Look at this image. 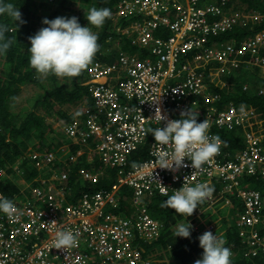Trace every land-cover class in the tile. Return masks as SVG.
<instances>
[{
    "label": "built area",
    "instance_id": "built-area-1",
    "mask_svg": "<svg viewBox=\"0 0 264 264\" xmlns=\"http://www.w3.org/2000/svg\"><path fill=\"white\" fill-rule=\"evenodd\" d=\"M225 3L222 0L219 6H205L200 0L119 1V17L135 13L144 16L130 26H118L127 38L138 43L139 50L134 55L121 51L113 63L94 61L84 82L93 107H88L87 100L81 103L74 109V119L62 127L69 146L79 145L71 152L69 163L82 155H86L88 163L96 159L100 162L97 170L79 168L84 180L96 184L108 167L114 169L116 180L109 187L76 196L71 187L63 185L67 172L62 171L59 177L36 178V184L28 190L30 194H24L27 201L14 202L18 213L12 217L0 213V264H153L152 253L138 243V239L153 242L160 232L159 221L149 214L145 198L155 193L173 194L183 184L211 183L217 176V183H224V188L217 196L211 192L208 204L199 212H217L215 201L226 192L236 193L243 203L236 222L243 240L249 241L246 255L264 254V235L257 232L264 193L256 187L245 186L243 190L238 181L246 161L222 163L217 160L222 153L219 148L217 156L199 169L192 168L187 158L186 166L176 171L161 168L156 154L171 151V146L162 148L150 132L165 126L168 120L180 118L178 113L183 110L194 111L201 99L216 102L219 94L207 93V66L210 81L223 84L220 77L230 68L226 65L241 66L244 54L263 43L261 31L238 46L223 49L219 38L222 32L231 30L236 23L246 26L251 19H261L259 13L251 10L226 14L222 12ZM181 54L188 55L185 61ZM254 64L264 72V58L259 57ZM216 109L213 106L206 113L209 127L212 123L244 124L251 114L243 106L230 105L229 111L219 113ZM208 134L219 146L222 144L217 133ZM261 137L263 131L246 134L247 141L254 143L252 153H243L244 159L255 162L249 166L251 170L264 166V151L255 147ZM145 145L152 160L142 165L140 159L133 163L130 155ZM69 146L68 142L62 145L63 155ZM57 151H32L30 157L37 168L52 169L51 163L62 160ZM126 189L134 191L135 215L119 210L120 193ZM200 218L204 220L202 215ZM202 229L209 231V226L204 224ZM58 231L78 234L77 246L66 251L53 247Z\"/></svg>",
    "mask_w": 264,
    "mask_h": 264
},
{
    "label": "trees",
    "instance_id": "trees-1",
    "mask_svg": "<svg viewBox=\"0 0 264 264\" xmlns=\"http://www.w3.org/2000/svg\"><path fill=\"white\" fill-rule=\"evenodd\" d=\"M120 0H9L22 14L24 23L15 21L7 15L0 16V24L8 26L6 38H11V47L6 55L0 57V191L13 202L22 203L27 201L24 194L32 185H35L36 178L46 176L47 178L59 177L62 171L67 172V178L63 185L71 187L76 196L84 191L97 190L109 187L116 180L115 171L107 168L105 174L96 184L84 180L79 173L80 167L87 170L100 167L96 159L94 163H88L86 155L74 163L68 160L71 152L79 148V145L72 144L63 132V125L74 119V107L86 103L92 108L93 103L87 85L84 82L89 76V68L94 61L113 63L117 61L118 52L126 50L136 54L139 50L138 43L132 39L123 37L118 26H130L132 21L142 19L143 14L135 13L127 16L117 14ZM222 0H202L203 4L220 5ZM92 7L110 9V17L105 19L101 27L89 25L98 34V51L88 66L75 77H58L49 74L42 77L30 65L29 37L34 35L41 27L43 18L49 19L57 16H76L82 26L88 24L86 14ZM223 8L226 14H241V10H251L259 13L261 19H251L246 26L234 24L233 28L222 33L220 44L222 47L227 44L238 46L242 41L258 32L264 31V0H226ZM252 51L244 54V64L239 67L226 65L230 68L220 79L223 84L215 85L210 81L211 75L207 66L208 92L219 94L216 102L201 103L195 108L199 113L198 122L205 120L206 113L214 106L219 112L225 107L236 104L246 106L250 113L245 126L235 125L231 128H214V131L221 137L225 144L226 159L233 158L235 152L245 147V128L250 132L260 134L264 129V72L254 64L259 57L264 56V41L261 45L252 47ZM243 56V55H242ZM218 66H222L218 63ZM30 88L27 95L24 90ZM24 102V105H20ZM180 117V113H178ZM57 123V124H56ZM211 131H213L211 129ZM68 142L69 149L63 155L62 145ZM39 145V146H38ZM31 147L37 148L31 150ZM148 145L133 151L131 158L138 160L148 157ZM53 150L62 155V160L56 159L51 163V168L46 167L39 170L30 157L32 151ZM21 172V176L18 174ZM241 175V185L249 188H260L264 190V175L255 173ZM18 177L24 178L28 188L18 183ZM216 186L221 184L216 182ZM23 190V191H22ZM25 192V193H24ZM132 189H126L120 193L122 212L126 215H135L136 205L132 203ZM172 195V194H170ZM232 196V198H234ZM167 196L160 193L152 195L148 205V211L152 217L159 221L160 232L153 242L146 239H138V243L144 244L147 252L152 253L153 264H194L201 258L203 249L199 246L200 236L196 226L206 224L210 227L218 226L217 232L225 241L233 253L231 259L233 264H264V255H246L248 251V240H243L237 226V213L243 208L240 199H233V205L226 206L223 201L217 199L214 208L217 213L210 210L194 212L189 216H182L175 212V209L165 204ZM202 202L198 207H205ZM203 215L205 220H201ZM215 215V216H214ZM195 219V220H193ZM193 220V221H192ZM192 225L191 235L188 238L175 236L177 228L187 223ZM260 233H264V209L262 210V221L257 226ZM145 264V263H144Z\"/></svg>",
    "mask_w": 264,
    "mask_h": 264
},
{
    "label": "clouds",
    "instance_id": "clouds-1",
    "mask_svg": "<svg viewBox=\"0 0 264 264\" xmlns=\"http://www.w3.org/2000/svg\"><path fill=\"white\" fill-rule=\"evenodd\" d=\"M3 15L12 18L15 23L17 21L24 23L21 12L9 0H0V16ZM110 15V9L107 7H92L86 14L88 24L85 26L79 23L76 16L43 18L42 23L46 26L41 27L28 38L30 41V47H28L30 65L42 77H47L49 74L58 77L79 75L92 61L99 48L98 34L92 31L89 25L101 27ZM7 31L8 26L0 24V57L6 55L12 44L11 38H6ZM119 33L126 37L122 32L119 31ZM121 51L125 52L126 50ZM121 51L118 52V57ZM198 115L199 113L189 108L181 111L180 118L168 120L165 126L150 130L156 144L162 148L171 146V151L165 150L156 154L158 166L176 171L186 166L185 158H187L191 161L192 168L199 169L219 152V144L209 137V125L205 120L198 122ZM251 176H256V174ZM218 184H221V187L214 190L204 183L195 186H184L183 184L181 188L175 189L172 195L167 196L165 204L167 207L175 209L176 213L184 217L189 216L195 209L204 210L205 207L197 208V206L204 202L211 192L212 195H219V191L224 188V183L219 182ZM234 195L235 197L232 198ZM219 199L223 201L224 205L232 207V200L240 198L236 193L226 192L223 198ZM206 210H210L213 214L217 213L211 209ZM0 213L9 217L18 213L13 200L2 194H0ZM202 218L205 220L203 215ZM197 225L200 226V229L204 226L199 222ZM191 229L192 225L189 222L180 225L175 236L188 238L191 235ZM200 229H198L200 234L198 240L203 252L201 258L197 259L194 264H233L231 259L233 253L226 246L225 241L217 233ZM77 242L78 234L70 231H58L55 234L53 247L66 251L76 247Z\"/></svg>",
    "mask_w": 264,
    "mask_h": 264
},
{
    "label": "bare ground",
    "instance_id": "bare-ground-1",
    "mask_svg": "<svg viewBox=\"0 0 264 264\" xmlns=\"http://www.w3.org/2000/svg\"><path fill=\"white\" fill-rule=\"evenodd\" d=\"M195 3H197V2H195ZM200 3L202 4V5H205V6H208V5H206V4H203L202 3V0H200ZM210 6H219V4L218 5H210ZM222 12H225L226 13V10L223 8V6H222ZM242 12L244 11V10H241ZM242 14V13H241ZM144 17V16H143ZM147 20H149V19H151V18H146ZM222 33H224V32H222ZM221 33V34H222ZM259 33H261V32H258V33H256L255 35H257V34H259ZM264 33V32H263ZM220 34V35H221ZM230 44H227L226 46H229ZM226 46H224L223 47V49H226ZM180 57H181V59L182 60H186L187 59V57H188V55H180ZM260 58H264V56H262V57H260ZM231 65V64H230ZM207 86H208V84H207ZM207 91H208V88H207ZM207 93H210V92H207ZM231 105H236V104H231ZM236 106H238V105H236ZM229 107H230V105L229 106H227V107H225L224 109H222L221 111H229ZM243 107H245L247 110H248V108L246 107V106H243ZM221 111H219V112H221ZM219 112H217V113H219ZM206 116V115H205ZM248 119V118H247ZM247 122V121H246ZM246 122H244V124H233L232 126H229V125H220L219 126V124H217V123H212L211 125H210V127H209V130L208 131H211V129L213 130V132H215L214 131V128H218V129H222V128H231V127H233V126H235V125H243V126H245V124H246ZM262 131H263V133H264V129H262ZM245 141H244V144H245V147H244V149L243 150H240V151H238V152H235L232 156H234L233 158H229V159H226L225 157H226V155H227V153H226V149H225V144H224V141H223V139L221 138V137H219L220 138V140L222 141V144L220 145V149H221V154L220 155H218L217 156V154L214 156V157H216L217 156V160L218 161H220V162H222V163H224V162H226V161H233V162H236V163H242V161H246V164H245V167H243V169H242V171H241V175H243V174H254V173H259V174H263L264 175V166L263 167H261V169L260 170H257V169H253V170H251L250 168H249V166H251V165H253L255 162L253 161V160H249V161H247L246 159H244L243 158V153L244 152H247V153H252V149H251V146L253 145L254 146V143L252 142H249V141H247V138H246V134L247 133H251V134H253V135H257V133H253V132H250L249 130H247L246 128H245ZM216 133V132H215ZM258 144L255 146V147H260V149L262 150V151H264V137H261L259 140H258V142H257ZM138 148H136L134 151H136ZM130 157H131V155H130ZM152 158H153V155L150 153L149 155H148V157H146V158H143V159H141V161H140V164L142 165V164H145V163H147V162H149V161H151L152 160ZM33 163H34V161H33ZM35 164V163H34ZM39 169V168H38ZM39 170H41V169H39ZM44 170V169H43ZM218 177V176H217ZM217 177H215L214 178V180L211 182V183H209V182H205L204 184H207L208 186H210L213 190L215 189V188H218L219 186H216V178ZM205 180V179H204ZM238 181H239V184H240V186L243 188V190L245 189L242 185H241V177L238 179ZM23 186H24V188H28V186H27V184L26 183H24L23 184ZM254 188V187H253ZM252 189V188H251ZM261 191L264 193V190H262L261 189ZM156 194V193H155ZM161 194V193H160ZM152 195H154V194H152ZM151 195V196H152ZM162 195H164V194H162ZM150 195L147 197V198H145V201H149V199H150V197H151ZM165 196H170V194L169 195H165ZM207 198H209L208 196L204 199L206 202H208V199ZM132 203H133V200H132ZM137 208V207H136ZM135 214H136V212H135ZM150 214V213H149ZM151 215V214H150ZM257 232L259 233V234H261V235H264V233H260L259 231H258V229H257ZM261 251L264 253V248H262L261 249ZM252 256H256L255 254H251ZM264 255V254H263Z\"/></svg>",
    "mask_w": 264,
    "mask_h": 264
},
{
    "label": "rangeland",
    "instance_id": "rangeland-1",
    "mask_svg": "<svg viewBox=\"0 0 264 264\" xmlns=\"http://www.w3.org/2000/svg\"><path fill=\"white\" fill-rule=\"evenodd\" d=\"M29 91H30V88L25 89L23 95H27V94L29 93ZM24 104H25V103L22 102L20 105H24ZM79 106H80V105H76V106L74 107V109H75L76 107H79ZM56 124H57V123H56ZM38 146H39V145H38ZM35 149H37V148L31 147V150H35ZM18 174L21 176V172H18ZM16 181H17L18 183H20V184H24L26 180H25L24 178H22V177H18ZM214 216H215V215H214ZM217 229H218V226H215V227H213V228L210 227V231H212L214 234L217 233V235L220 236V233L217 232Z\"/></svg>",
    "mask_w": 264,
    "mask_h": 264
}]
</instances>
